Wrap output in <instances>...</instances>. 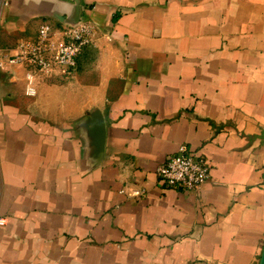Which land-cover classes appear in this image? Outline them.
Returning a JSON list of instances; mask_svg holds the SVG:
<instances>
[{
  "label": "crops",
  "instance_id": "1",
  "mask_svg": "<svg viewBox=\"0 0 264 264\" xmlns=\"http://www.w3.org/2000/svg\"><path fill=\"white\" fill-rule=\"evenodd\" d=\"M79 18L80 71L27 95L2 56ZM180 144L198 193L156 176ZM0 220V264H259L264 0H0Z\"/></svg>",
  "mask_w": 264,
  "mask_h": 264
},
{
  "label": "built area",
  "instance_id": "2",
  "mask_svg": "<svg viewBox=\"0 0 264 264\" xmlns=\"http://www.w3.org/2000/svg\"><path fill=\"white\" fill-rule=\"evenodd\" d=\"M95 32V25L86 18L59 27L45 20L38 26L34 37L18 41L12 53L4 54L2 58L7 65L27 70L25 92L34 95V76L54 72L71 74L92 44ZM155 173L164 186L198 193L210 179V164L203 154L180 144L174 153L156 166Z\"/></svg>",
  "mask_w": 264,
  "mask_h": 264
},
{
  "label": "rangeland",
  "instance_id": "3",
  "mask_svg": "<svg viewBox=\"0 0 264 264\" xmlns=\"http://www.w3.org/2000/svg\"><path fill=\"white\" fill-rule=\"evenodd\" d=\"M86 58L89 59V58H90V54H88V55L86 56ZM81 68H82V67H81ZM79 71H80V70H77V71L75 70V71H73L71 74H68V75H65V76H67V77L70 78L72 75H73V76L76 75ZM74 73H75V74H74Z\"/></svg>",
  "mask_w": 264,
  "mask_h": 264
},
{
  "label": "water",
  "instance_id": "4",
  "mask_svg": "<svg viewBox=\"0 0 264 264\" xmlns=\"http://www.w3.org/2000/svg\"><path fill=\"white\" fill-rule=\"evenodd\" d=\"M259 264H264V246H263V250H262V253H261V256H260Z\"/></svg>",
  "mask_w": 264,
  "mask_h": 264
}]
</instances>
